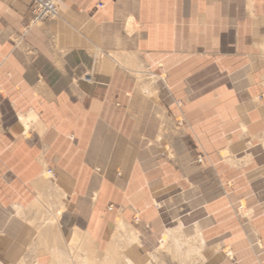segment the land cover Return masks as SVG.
Returning a JSON list of instances; mask_svg holds the SVG:
<instances>
[{
	"label": "crops",
	"instance_id": "crops-1",
	"mask_svg": "<svg viewBox=\"0 0 264 264\" xmlns=\"http://www.w3.org/2000/svg\"><path fill=\"white\" fill-rule=\"evenodd\" d=\"M58 1L0 0V264L120 223L158 264H264V0Z\"/></svg>",
	"mask_w": 264,
	"mask_h": 264
},
{
	"label": "rangeland",
	"instance_id": "rangeland-1",
	"mask_svg": "<svg viewBox=\"0 0 264 264\" xmlns=\"http://www.w3.org/2000/svg\"><path fill=\"white\" fill-rule=\"evenodd\" d=\"M56 2L57 5L59 6L60 5L59 1L56 0ZM58 6H57V10H58ZM198 161L200 163L204 162L203 155H201ZM47 172L48 173L50 172L51 174L52 170H48ZM121 224H119V228L117 229V233L119 234V236H121V242L117 246L116 245L110 246L111 247L110 250L114 251L115 254L109 255L107 250L105 253H97L96 255L95 250H93V248L87 247L89 246V244H86L84 248V242H78L79 245L81 243L83 246L82 249L78 250L77 241L74 237H72L70 240V244H67L66 242V245L69 248L65 250V256L62 260V263L60 264H102L103 262H105L106 256L108 260L113 258L115 261H117L118 258V261L121 262L118 264H129V262H131V264H158L157 261L162 259L161 256L169 252V250L166 248L169 240L164 243L165 236H163V238L161 239L162 242L159 244L158 249L148 250L149 253H142L141 251L140 252L137 251V249L132 247V243L138 242L137 237L133 233L130 235V237H127L128 233L124 235L125 228ZM121 227H123V229ZM76 246L77 249H74V247Z\"/></svg>",
	"mask_w": 264,
	"mask_h": 264
},
{
	"label": "built area",
	"instance_id": "built-area-1",
	"mask_svg": "<svg viewBox=\"0 0 264 264\" xmlns=\"http://www.w3.org/2000/svg\"><path fill=\"white\" fill-rule=\"evenodd\" d=\"M30 22L27 28L58 15L56 0H29Z\"/></svg>",
	"mask_w": 264,
	"mask_h": 264
},
{
	"label": "bare ground",
	"instance_id": "bare-ground-1",
	"mask_svg": "<svg viewBox=\"0 0 264 264\" xmlns=\"http://www.w3.org/2000/svg\"><path fill=\"white\" fill-rule=\"evenodd\" d=\"M30 3H31V1H30ZM56 5H57V2H56ZM61 14H60V10H58V15L57 16H60ZM56 16V17H57ZM48 20V19H47ZM46 21V20H45ZM42 22H44V21H42ZM39 24V23H38ZM33 26V25H32ZM55 219V218H54ZM53 219V221L55 222V220ZM60 221V220H59ZM56 223V222H55ZM57 224H60V223H57ZM121 224V223H120ZM121 225H123V224H121ZM61 227V226H60ZM119 228V227H118ZM122 229H123V227H121ZM75 230V229H74ZM61 232V231H60ZM56 233V232H55ZM58 233H59V231H58ZM121 234V233H120ZM62 235H63V233H62ZM75 235H76V237H75ZM55 237V236H54ZM72 237H74L75 239H76V241H77V246H78V249H82V244L80 243V245L78 244V242H84V248H85V246H86V244H89L87 241H88V239L90 238V236L88 237V234L87 233H85V232H80V231H78V230H75V232L73 233V235H72ZM71 237V238H72ZM78 237V238H77ZM169 237L170 236H168V235H166L165 236V239H164V243L165 242H167L168 240H169ZM59 238V237H58ZM60 238H63V237H60ZM90 239H92V238H90ZM66 239H64L63 241H65ZM80 240V241H79ZM172 240H174V239H172ZM171 239L169 240V241H172ZM56 241H58V240H56ZM62 241V240H61ZM175 241V240H174ZM54 242V241H53ZM53 242H51V243H53ZM66 242V241H65ZM68 242V241H67ZM60 243H62V242H60ZM59 243V244H60ZM54 244V243H53ZM61 245V244H60ZM122 245V244H121ZM130 246V245H129ZM56 247V246H55ZM107 247V246H106ZM61 248V247H60ZM110 248L111 247H109V249H107L108 250V253H109V255H113V254H115L114 253V251H112V250H110ZM57 249H58V247H57ZM56 249V250H57ZM118 263H121V262H119L118 261V258H117V261H115L113 258H111L110 260H105V262H103L102 264H118ZM129 264H131V262H129Z\"/></svg>",
	"mask_w": 264,
	"mask_h": 264
}]
</instances>
